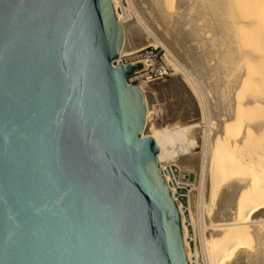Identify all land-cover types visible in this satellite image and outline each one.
Listing matches in <instances>:
<instances>
[{
	"label": "water",
	"instance_id": "95a60500",
	"mask_svg": "<svg viewBox=\"0 0 264 264\" xmlns=\"http://www.w3.org/2000/svg\"><path fill=\"white\" fill-rule=\"evenodd\" d=\"M123 46L112 0H0V264H191Z\"/></svg>",
	"mask_w": 264,
	"mask_h": 264
},
{
	"label": "bare ground",
	"instance_id": "6f19581e",
	"mask_svg": "<svg viewBox=\"0 0 264 264\" xmlns=\"http://www.w3.org/2000/svg\"><path fill=\"white\" fill-rule=\"evenodd\" d=\"M112 1L124 31L119 57L161 47L173 73L181 74L158 88L140 83L147 105L144 134L160 147L162 170L170 145L154 121V106L163 112L161 99L177 94L182 112H197L206 124L202 152L180 158L178 167L199 179L200 206L210 223L204 238L209 264H264V0H256L258 10L251 5L255 17L247 14L242 21L234 0H130L128 8L122 0ZM239 38L252 49L240 50ZM246 87L255 92L243 96ZM179 151L183 155V148ZM177 202L188 258L195 264Z\"/></svg>",
	"mask_w": 264,
	"mask_h": 264
},
{
	"label": "rangeland",
	"instance_id": "374dc122",
	"mask_svg": "<svg viewBox=\"0 0 264 264\" xmlns=\"http://www.w3.org/2000/svg\"><path fill=\"white\" fill-rule=\"evenodd\" d=\"M241 1H242V3H239L238 0H236V1L234 0V2H235L234 6L236 9V12H238L239 14L241 12V14L238 16L239 21H242V19H246L248 15L254 16L255 13H253L254 10L252 7L254 6L256 8V10H258L259 9V3H260L258 1L259 2L258 7H256V4H255L256 0H252V2H251V0H244V1L241 0ZM245 1H247V2H245ZM122 2L124 3L125 7H127V8L131 5L130 0H122ZM243 2H245L246 5L249 4L250 8L247 7L245 4H243ZM252 3H254V4H252ZM251 5H253V6H251ZM238 6H239V9H238ZM241 7L243 9L244 8L245 9L243 10ZM251 8H252V11L250 10ZM240 9L245 11L246 15H245V12L242 13L243 11H239ZM250 11L252 12L251 14H250ZM249 16H248V18H249ZM238 34H239V31H238ZM248 36H250V34L247 33V37ZM240 37H242V35ZM242 41L244 42L243 37H242ZM243 42H241V39L239 38L238 44H239L240 50L242 48L241 46H245V44H244L245 42L244 43ZM156 48H161V47H156ZM243 48H245L246 51H248L249 49H252V46H245ZM243 48H242V50H243ZM241 65L243 66L244 64H241ZM260 70L262 72L264 71V65ZM174 74L175 73H173L170 78H167L165 80L153 83V86L155 88H158L162 84L170 83L171 80L176 76L181 77V74H178V73L175 75ZM256 77H258V75H256ZM248 88L249 87H246V89L241 92V93H244V94H242L243 96L249 95L248 91L249 92L252 91V93L255 92L253 90H250V88L248 90ZM252 93H250V94H252ZM176 95L177 94H174V96H173L169 93L167 95L168 97L166 96V97L162 98L161 102H162V106H163V112H159L158 109L154 106V111H153L154 115L153 116L155 118L154 117L153 118L155 119L154 120L155 123L157 125H159L158 127L162 126V127H160L161 131L163 132L162 133V139L169 141L170 146L168 147V150H167L166 154L164 155L163 161L166 163V165H168L167 167L172 168V170L175 172V182L177 183L178 187L180 188L179 194L181 196H183L182 198H180V201L182 203V207H183L185 218H186V225H187V229H188V242H189V247H190V250H191L193 258H194V262H195V264H209L208 257H207V251H206L205 243H204L205 242L204 238L208 237L210 234L209 233L210 232V223L207 220H205L204 211L202 210L203 209L202 205L200 206V204H202L201 203L202 199H201V189H199L200 187L198 184L199 179H198L196 172L186 171V170H183L180 167H178V163L180 161V158H183L185 156L196 155V154H199L202 152V148H203L202 143H204V139L202 136H204L203 131H205V129H206V124H205V122H203L201 120V118H199V114L197 112L193 113L194 115L192 113H190V114L183 113L182 112L183 108L180 107L181 105L178 104L179 97H177ZM171 97H173V98H171ZM174 102L177 103L176 104L177 106L175 105L174 109L178 107V109L180 108L179 111L177 109L174 110L173 106L171 107L172 104H175ZM155 112H156V114L158 112L160 114L158 113L159 115L158 114L156 115ZM160 115H162V116H160ZM181 118H183V119H181ZM176 122H178L177 125H176ZM180 148H183V151H182L183 155H181V152L179 151ZM191 193L194 195L193 196V198H194L193 199V204H194L193 208L195 207L194 208V212H195L194 213V219H195L194 222L195 223H193V219L191 217L190 199H189ZM198 260H199V263L196 262Z\"/></svg>",
	"mask_w": 264,
	"mask_h": 264
},
{
	"label": "built area",
	"instance_id": "2783aa9c",
	"mask_svg": "<svg viewBox=\"0 0 264 264\" xmlns=\"http://www.w3.org/2000/svg\"><path fill=\"white\" fill-rule=\"evenodd\" d=\"M122 10L120 9V12ZM119 62L122 65H138L143 64L144 68L136 71L134 75L127 77L126 81L129 85L139 86L140 83L146 82L149 84L159 82L170 78L173 74V70L165 61V51L162 48L148 47L138 52L129 55H123L112 62V66L117 68ZM164 177H168V186L175 200L180 201L181 196L179 194L180 188L175 182V172L170 167H166L163 170ZM174 191V192H173ZM181 202V201H180Z\"/></svg>",
	"mask_w": 264,
	"mask_h": 264
}]
</instances>
